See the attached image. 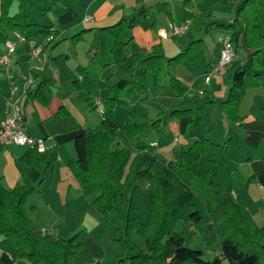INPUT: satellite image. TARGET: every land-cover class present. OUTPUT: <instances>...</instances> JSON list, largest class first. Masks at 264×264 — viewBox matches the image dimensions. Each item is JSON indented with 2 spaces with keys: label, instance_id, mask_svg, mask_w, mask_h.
<instances>
[{
  "label": "trees",
  "instance_id": "obj_1",
  "mask_svg": "<svg viewBox=\"0 0 264 264\" xmlns=\"http://www.w3.org/2000/svg\"><path fill=\"white\" fill-rule=\"evenodd\" d=\"M16 3L17 11L12 14ZM224 6L228 21L214 22L211 26L227 30L236 52L243 50L247 60H236L230 66L226 79L231 88L227 100L220 105L230 122L241 124L245 118L240 115V107L247 91L261 88L264 93L261 73L264 71V0H224ZM56 8L48 0H0V43L8 41L12 32L27 40L48 36L57 40L56 31L32 22L33 11L46 17ZM143 15L123 17L118 24L101 30L114 40V62L128 63V79L111 87L102 100V122L75 139L76 159L68 163L84 196L95 195L91 205L101 216L102 244L114 226L122 233L137 230L145 241L146 250H143L125 239L126 234L116 240L124 251L134 252L125 260L130 264H264V226L256 224L242 202L221 200L224 190L217 183L220 169L215 160L202 166L203 158L212 154L227 160L226 151L240 147L236 135L231 134L226 148L200 138L183 151L178 160L169 162L158 172L155 171L158 158L154 146L139 147L136 153L122 146V140H134L160 126L161 120L149 119L128 105L134 98L142 99L148 93V75H154L156 88H164L169 83V89L177 98L184 97V84L174 78L170 70L177 66L190 67L209 52L206 42L198 40L172 59H165L159 46L153 47L149 54L138 53L128 58L126 49L133 40L131 32ZM50 92L49 81L39 82L28 99L47 106ZM117 107L128 111L129 118L124 124L116 117ZM172 116L190 119L185 135L188 129L197 128L201 123V115L195 116L191 109L175 111ZM53 158V152L30 150L21 163L35 168L40 178L31 183L24 176V183L13 190L3 187L0 172V248L14 262L74 264L82 249L79 234L69 239L43 234L25 209L26 200L42 185ZM142 182L150 184L148 216L141 208ZM186 208L192 211L185 220L184 230L177 233L175 224ZM204 216L208 219L206 224H202ZM204 232L220 236L221 254L212 261L205 260L201 250L186 246L190 234Z\"/></svg>",
  "mask_w": 264,
  "mask_h": 264
},
{
  "label": "crops",
  "instance_id": "obj_2",
  "mask_svg": "<svg viewBox=\"0 0 264 264\" xmlns=\"http://www.w3.org/2000/svg\"><path fill=\"white\" fill-rule=\"evenodd\" d=\"M48 1L54 3L57 8L46 17H41L40 21L32 20V22L58 33L55 43L45 48V53L47 52L48 57L51 58L52 68L53 64L58 66L50 70L48 75V67L43 74H39L33 88L35 91L39 82L46 80L50 82L51 92L48 96V105L44 106L39 101H31L28 97L22 103L26 133L32 138L44 140L46 152L54 153L52 166L45 174L42 185L28 199L32 205L31 210L29 212L27 210V214L38 230L45 231L54 238H62L66 229H69L68 232L71 231L70 234L80 231L85 233L84 236H89L92 235L89 234L92 230L98 232L101 227V216L91 205L95 195L89 198L84 196L68 163L76 159L75 139L97 128L103 120V116L99 121L93 118L92 111L95 110L98 113L93 107L94 102L97 99L104 100L113 85L128 79L126 74L128 63L120 65L114 62L112 57L114 40L101 30L114 26L123 17L136 13H144V15L139 19L138 26L131 32L133 40L126 49L128 58L138 53L149 54L153 47L159 46L160 54L167 60L172 59L185 52L191 43L198 40L206 42L209 52L190 67L177 66L170 70L171 75L184 84L186 88L184 97L177 98V94L169 89V83L164 88H156L153 74L151 78H147L148 93L143 95L141 101H137L134 105L131 102L128 105L137 109L139 113L147 115L149 119L161 120L160 126L145 135L148 143L146 141L141 145L128 148V143L135 139L122 140V146L133 153H136L139 147L154 146L157 149L158 158L156 165L159 164L155 166V171L158 172L169 162L178 160L181 153L200 138H206L226 148L231 134L236 135L240 141V147L228 149L226 151L227 160L218 154H212L204 157L202 163L204 167L207 166L209 160H215L218 163L220 172L217 183L224 190L221 200L232 203L242 202L256 224L263 227V90L253 88L247 91L240 107V115L245 119L243 123L238 124L226 118L220 105L221 102L227 100L231 88L226 75L213 77L210 83L205 82L213 66L218 63L220 46L218 41H208L203 37V33L207 30L212 35L214 28L213 26L208 27L210 24L227 21L224 0ZM217 3L225 9L220 10L219 13V15H225L224 17L216 18L214 15ZM35 12L37 11L32 13V19ZM87 17H91L92 20L86 22ZM193 23L197 25V35L189 28L182 37L163 39L159 36L160 31H168L172 25L192 26ZM189 32L196 38H203L188 39ZM16 35L18 34L9 33L8 40L16 42ZM75 36H79V39L74 40ZM43 39L44 37H39L34 40L42 42ZM5 51V43H0V55ZM238 55L239 53H237L236 60H238ZM62 60H64L63 66L61 65ZM244 60H247L245 52ZM13 63L15 69L23 73H27L33 67L34 63L29 57L27 44L17 43ZM261 73L264 76V73ZM18 83L21 84L22 81L19 80ZM10 97L11 87L4 68L0 66V126L5 120L6 104ZM197 108L203 110L198 114L201 115V123L185 135L190 119H176L172 113L191 109L195 114ZM124 118L128 120L129 115ZM163 123L165 127H168L167 131L174 134V140L171 142L160 139ZM29 151L28 148L15 144L0 147V172L5 189L13 190L18 184H23L24 176L31 183L39 180L40 174L35 168L21 163L22 158ZM144 183L146 189L149 190L150 184ZM41 206L45 208L44 215L37 211ZM88 221L92 227L86 225ZM195 234L197 233L193 235ZM93 235L95 240H99V234ZM80 243L84 248L92 247V264L104 263L107 260L108 253L101 252L98 241L93 242L91 236L86 240H80ZM110 246L114 245L110 244ZM191 247L202 248L199 243L191 244ZM142 248L145 249V243L144 246L142 244ZM199 250L202 251V249ZM220 254L221 246L213 255L217 257ZM121 256L118 255V257ZM0 264L30 263L28 261L14 262L0 248ZM114 264H129V262L118 263L114 259Z\"/></svg>",
  "mask_w": 264,
  "mask_h": 264
},
{
  "label": "built area",
  "instance_id": "obj_3",
  "mask_svg": "<svg viewBox=\"0 0 264 264\" xmlns=\"http://www.w3.org/2000/svg\"><path fill=\"white\" fill-rule=\"evenodd\" d=\"M91 20V17L85 19L86 22ZM188 30L189 26L187 24L172 25L168 31H160L159 36L163 39L182 37ZM17 43L27 44L29 47V57L34 65L27 73L15 69L13 57L16 54ZM54 43L55 38L53 36L44 37L42 42H37L35 40H27L21 35H16V42L10 40L5 42L6 51L0 55V66L4 68L9 81L11 97L6 104L5 120L0 126V147L15 144L26 147L29 150H37L39 153L46 152L44 140L32 138L26 133L22 103L29 93L33 91L38 75L46 71L47 58L45 48L52 46ZM219 46L220 56L218 63L213 66L205 78L206 83H210L213 77H224L236 60V47L229 34L220 36ZM19 80L22 81L21 84L18 83ZM93 107L103 116L104 109L101 99H97ZM262 199L264 202V196ZM42 233L46 234L45 231H42Z\"/></svg>",
  "mask_w": 264,
  "mask_h": 264
},
{
  "label": "rangeland",
  "instance_id": "obj_4",
  "mask_svg": "<svg viewBox=\"0 0 264 264\" xmlns=\"http://www.w3.org/2000/svg\"><path fill=\"white\" fill-rule=\"evenodd\" d=\"M216 5L217 6L215 7V10H214L215 17L216 18L224 17L225 15L222 16L221 14L219 15V13H220V10H225L226 8L224 7L225 8L224 9L223 7H220V5L218 3ZM17 7H18L17 3L14 4V6L11 9V13L12 14L17 11ZM226 14H227V16L229 18V15H228L227 10H226ZM41 17L42 16L38 12H35L34 15H33V19L32 20H34V21H40L41 20ZM215 17L213 19H215ZM227 21H228V19H227ZM208 27H212L211 24ZM189 28H191V32H193L196 35L198 34L197 31H196L197 25L195 23H193L192 26H189ZM191 32H189V34H188V37H187L188 39L191 38V39L197 40V39H200V38L205 37L210 42L211 41H218L219 42L220 34H226V35L229 34V32L227 30L214 28V32H213L212 35H211V33L209 31L205 30L204 33H203V37L196 38V36H194V34H192ZM192 41H194V40H192ZM45 54H46V58H47V67H48L47 68L48 69L47 75H48V73H50V70L52 71V69H56L58 65H54L53 64V66L55 68L54 67L52 68L51 58L48 57L47 52ZM238 60H244V51L243 50H240L239 55H238ZM63 64H64V60L61 61V65L62 66H63ZM28 72H29V70H28ZM263 73H264V71H263ZM151 76L152 75L149 74L148 75V78L149 77L151 78ZM137 101H141V100L138 99V98H134L133 101H132L133 102V105ZM202 111L203 110H199V108H197L196 109V112H195V115L197 116L199 113H202ZM127 112L128 111H127V109L125 107H119L118 108V113H117L116 117H117V119L119 120L120 123H123L124 124V123L127 122V120H125V118H124V116H127L128 115ZM92 116L97 121H99L101 119V117H102V115L99 114V113H97L95 110L92 111ZM167 128L168 127H165V125L163 123L162 128H161V130L163 132L160 134V139L161 140H166L167 142L170 140V142H171V141L174 140V134H172L171 132L167 131ZM192 129L193 128L188 129L187 132L192 131ZM146 141L148 143V139L145 137V135L144 136H140L139 138H136L131 143H128V148L135 147L136 145H141L142 143H146ZM157 166H159V164L156 165V167ZM202 166H203V163H202ZM142 183H144V182H142ZM142 183H141V191H140L141 197L143 199L142 200L141 208H142L143 212L146 213V215H147V213L149 212V190L146 189V187H145L146 184L144 183V185H142ZM28 199L26 200V203H25L26 212H27V210H28V212L31 210L30 207L32 205L31 204V201L28 202ZM27 202H28V204H27ZM197 207H199L198 204H197ZM93 209L96 211L95 208H93ZM44 210H45V208L42 207V206L41 207H38V209H37V211H39L40 213H42V215L45 214L44 213ZM191 211H192L191 209L186 208V209H184V210H182L180 212V214L178 216V219H177V222H176L175 227H174V231L175 232L180 233L181 231L184 230V228H185V220L189 217V214L191 213ZM207 220H208L207 217L204 216V219L202 220V224H206L207 223ZM86 225L92 227L90 221H88V223ZM100 228H99L98 232H94L92 230L89 233V234H92V235H89V236H87V235L84 236L85 233L80 232V231H77L75 234H70L71 231L68 232L69 229H66L65 233L62 234V238L69 239L73 235L79 234V241L80 240L83 241V239L86 240V239H88L91 236V239H93V242L96 243L98 241L99 248L101 249V250L100 249L99 250L101 252H103V253H105V252L108 253L107 260H105L104 263H101L100 262L99 264H114V259L117 260L118 263H120L119 261L124 262L125 260H127L128 258H130L134 254V252H132V251H127V252L124 251L121 248V246L116 243V240H118L119 238L122 237L121 234H126L124 236L125 239H128L133 245H136V246L140 247L141 249H143L142 248V244L144 246L145 241L142 239L140 233L137 230H133L131 232L122 233V232L116 230V228L114 226H112L111 229H110V232L107 235V241L105 242V244H102V240H101V237H100V230H101ZM192 231H194V229H192ZM93 234H99V240H95L94 239L95 237H94ZM194 243H199L200 244V247H202V248L196 247L195 249H198V250L199 249H202L203 254H204V259L205 260H208V261H212L215 258L214 255H213V253L217 249L220 248V236L217 233H215V232H211V233H209V232L197 233L195 235H193V233H192V234L189 235V237L186 240V246L189 247V248L194 249L193 247H191V244H194ZM110 244H113L115 247L114 246L111 247ZM143 250H146V246H145V249H143ZM92 255H93V249H92V247L91 246H88V247H85L84 248V246L82 245V249L80 250V252L78 253V255L74 259V264H92V260H93V256ZM118 255H122V256L121 257H118ZM122 259H124V260H122Z\"/></svg>",
  "mask_w": 264,
  "mask_h": 264
}]
</instances>
